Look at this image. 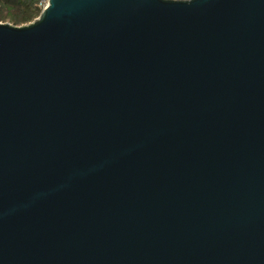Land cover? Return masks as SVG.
Wrapping results in <instances>:
<instances>
[{"label": "water", "instance_id": "95a60500", "mask_svg": "<svg viewBox=\"0 0 264 264\" xmlns=\"http://www.w3.org/2000/svg\"><path fill=\"white\" fill-rule=\"evenodd\" d=\"M0 264H264V0L0 23Z\"/></svg>", "mask_w": 264, "mask_h": 264}, {"label": "trees", "instance_id": "16d2710c", "mask_svg": "<svg viewBox=\"0 0 264 264\" xmlns=\"http://www.w3.org/2000/svg\"><path fill=\"white\" fill-rule=\"evenodd\" d=\"M37 0H0V23L20 26L37 17Z\"/></svg>", "mask_w": 264, "mask_h": 264}, {"label": "built area", "instance_id": "2783aa9c", "mask_svg": "<svg viewBox=\"0 0 264 264\" xmlns=\"http://www.w3.org/2000/svg\"><path fill=\"white\" fill-rule=\"evenodd\" d=\"M47 5V0H37L36 7L38 10H42Z\"/></svg>", "mask_w": 264, "mask_h": 264}]
</instances>
